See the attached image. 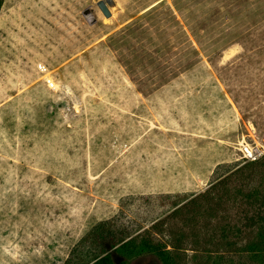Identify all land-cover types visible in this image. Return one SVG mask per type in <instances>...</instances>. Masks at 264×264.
I'll return each instance as SVG.
<instances>
[{"label": "rangeland", "instance_id": "obj_1", "mask_svg": "<svg viewBox=\"0 0 264 264\" xmlns=\"http://www.w3.org/2000/svg\"><path fill=\"white\" fill-rule=\"evenodd\" d=\"M263 153L264 0H4L0 264H63L100 221L195 264Z\"/></svg>", "mask_w": 264, "mask_h": 264}, {"label": "trees", "instance_id": "obj_2", "mask_svg": "<svg viewBox=\"0 0 264 264\" xmlns=\"http://www.w3.org/2000/svg\"><path fill=\"white\" fill-rule=\"evenodd\" d=\"M3 3L4 0H0V10ZM256 169L260 170L261 179L264 180V153L260 159L247 162L229 175L246 180ZM242 183L239 194H242L243 226L236 229L222 226L219 236L215 238L217 247L214 250L206 248L200 254L195 253L192 258L195 264H264V181L252 186L245 181ZM188 205L185 204L184 208L189 207ZM175 211L177 215H182V208ZM229 230L247 238L243 246L236 248L234 243L229 242L226 235ZM181 237L176 238L172 244L173 249L169 250L166 243L154 242L149 237L127 238L115 230L110 222L100 221L72 247L63 264H130L131 260L146 255L155 257L159 264H185L186 257L182 253L185 249L181 245ZM234 253L246 256L235 259Z\"/></svg>", "mask_w": 264, "mask_h": 264}, {"label": "water", "instance_id": "obj_3", "mask_svg": "<svg viewBox=\"0 0 264 264\" xmlns=\"http://www.w3.org/2000/svg\"><path fill=\"white\" fill-rule=\"evenodd\" d=\"M98 6L100 8V10L106 15V16H109V12H108V9L105 5L104 2L100 1L98 2ZM117 262H119V259H117Z\"/></svg>", "mask_w": 264, "mask_h": 264}, {"label": "built area", "instance_id": "obj_4", "mask_svg": "<svg viewBox=\"0 0 264 264\" xmlns=\"http://www.w3.org/2000/svg\"><path fill=\"white\" fill-rule=\"evenodd\" d=\"M257 157H255L254 155L250 154L247 159L250 160H255Z\"/></svg>", "mask_w": 264, "mask_h": 264}]
</instances>
